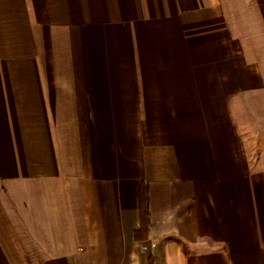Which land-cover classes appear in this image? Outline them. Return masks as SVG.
Listing matches in <instances>:
<instances>
[{
    "label": "crops",
    "instance_id": "1",
    "mask_svg": "<svg viewBox=\"0 0 264 264\" xmlns=\"http://www.w3.org/2000/svg\"><path fill=\"white\" fill-rule=\"evenodd\" d=\"M237 3L0 0V264H264V0Z\"/></svg>",
    "mask_w": 264,
    "mask_h": 264
},
{
    "label": "trees",
    "instance_id": "2",
    "mask_svg": "<svg viewBox=\"0 0 264 264\" xmlns=\"http://www.w3.org/2000/svg\"><path fill=\"white\" fill-rule=\"evenodd\" d=\"M148 187L144 183L140 186V228L135 232V238H147L150 226V212L148 204Z\"/></svg>",
    "mask_w": 264,
    "mask_h": 264
},
{
    "label": "rangeland",
    "instance_id": "3",
    "mask_svg": "<svg viewBox=\"0 0 264 264\" xmlns=\"http://www.w3.org/2000/svg\"><path fill=\"white\" fill-rule=\"evenodd\" d=\"M237 1L238 0H229V6L232 8V10H230L231 11L230 13L233 16H236L235 18L237 20H239L238 16H241L242 15L241 14L242 12H241V10H239L238 8H236V6L238 5ZM258 100L259 99H255V101H258ZM259 102H261V106L264 107V105H263L264 100L262 98H260Z\"/></svg>",
    "mask_w": 264,
    "mask_h": 264
}]
</instances>
